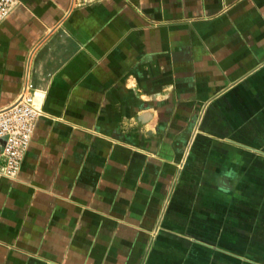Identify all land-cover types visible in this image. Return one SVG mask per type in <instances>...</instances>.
<instances>
[{
  "label": "crops",
  "instance_id": "0c3cea01",
  "mask_svg": "<svg viewBox=\"0 0 264 264\" xmlns=\"http://www.w3.org/2000/svg\"><path fill=\"white\" fill-rule=\"evenodd\" d=\"M20 2L0 111L43 115L0 180V264L264 255V0Z\"/></svg>",
  "mask_w": 264,
  "mask_h": 264
},
{
  "label": "built area",
  "instance_id": "2783aa9c",
  "mask_svg": "<svg viewBox=\"0 0 264 264\" xmlns=\"http://www.w3.org/2000/svg\"><path fill=\"white\" fill-rule=\"evenodd\" d=\"M20 3V0H0V25ZM42 115L43 111L35 105L34 96L28 92L0 111V180L19 175Z\"/></svg>",
  "mask_w": 264,
  "mask_h": 264
},
{
  "label": "rangeland",
  "instance_id": "374dc122",
  "mask_svg": "<svg viewBox=\"0 0 264 264\" xmlns=\"http://www.w3.org/2000/svg\"><path fill=\"white\" fill-rule=\"evenodd\" d=\"M241 261L245 262V264L247 263H251V264H264V255H248V256H238ZM240 264V263H238Z\"/></svg>",
  "mask_w": 264,
  "mask_h": 264
}]
</instances>
